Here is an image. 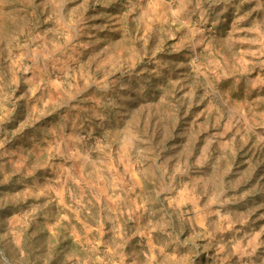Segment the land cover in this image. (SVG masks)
Returning <instances> with one entry per match:
<instances>
[{"label": "rangeland", "instance_id": "1", "mask_svg": "<svg viewBox=\"0 0 264 264\" xmlns=\"http://www.w3.org/2000/svg\"><path fill=\"white\" fill-rule=\"evenodd\" d=\"M0 264H264V0H0Z\"/></svg>", "mask_w": 264, "mask_h": 264}, {"label": "trees", "instance_id": "2", "mask_svg": "<svg viewBox=\"0 0 264 264\" xmlns=\"http://www.w3.org/2000/svg\"><path fill=\"white\" fill-rule=\"evenodd\" d=\"M174 222H175V221L173 220V224H174Z\"/></svg>", "mask_w": 264, "mask_h": 264}]
</instances>
